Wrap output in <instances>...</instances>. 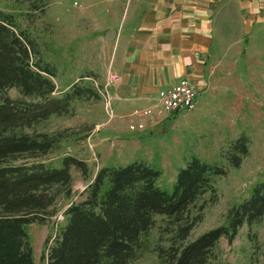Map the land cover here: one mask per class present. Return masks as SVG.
<instances>
[{
  "label": "rangeland",
  "instance_id": "374dc122",
  "mask_svg": "<svg viewBox=\"0 0 264 264\" xmlns=\"http://www.w3.org/2000/svg\"><path fill=\"white\" fill-rule=\"evenodd\" d=\"M136 2L0 0V11L13 16L36 41L44 62L55 68L52 96L61 98L76 86L87 88L67 113L52 115L27 129L46 133L55 142L47 154L34 158L59 166L65 156H73L88 166L86 174L71 168L72 197L58 201L56 215L46 223L28 225L35 264L46 263L47 249L64 223V209L70 201L84 197V190L101 167L143 161L161 171L157 184L167 192L172 191L178 171L192 157L222 167L225 173L214 178L215 194L206 193L190 207L189 217L201 219L184 242L225 225L229 210L264 180V9L253 18L245 12L237 15L240 19L236 15L224 19L221 27L220 18L214 21L211 58L202 72V84H197L194 107L164 114L153 100L134 105L124 99L127 95L119 91L120 74L114 65L120 54L114 48L117 37L105 38L109 29L126 30L131 26L140 6L137 3L135 7ZM5 95L38 100L24 97L17 88L8 89ZM146 109L152 113H135ZM139 123L143 129L130 128ZM240 138L246 139L248 153L240 166L234 167L233 156L239 154L231 153ZM30 160L23 155L12 163ZM166 222L164 216L156 217L155 226L140 240L136 264H164L158 248L168 249L173 244L172 233L160 231ZM209 261L264 264V216L252 225L244 223L231 242L221 237Z\"/></svg>",
  "mask_w": 264,
  "mask_h": 264
},
{
  "label": "trees",
  "instance_id": "16d2710c",
  "mask_svg": "<svg viewBox=\"0 0 264 264\" xmlns=\"http://www.w3.org/2000/svg\"><path fill=\"white\" fill-rule=\"evenodd\" d=\"M53 76L55 68L44 62L36 41L12 15L0 11V264H35L28 225L46 223L58 212L61 198L71 199L72 167L84 174L88 169L73 156H65L59 166L34 158L47 154L55 142L46 133L27 129L67 113L86 94L87 88L76 86L61 98L53 97ZM10 88L38 100L11 99L5 95ZM233 152L239 155L231 165L238 167L248 153L245 138ZM23 155L32 160L12 163ZM160 173L143 161L101 167L84 197L64 209V223L47 249L45 264H136L140 240L157 216L166 218L160 231L172 233L173 241L168 249L158 248L160 261L210 264L221 237L231 242L244 223L252 225L264 216L262 180L229 210L225 225L184 242L201 219L189 217L190 207L206 193L215 194L214 178L225 170L192 157L178 171L171 192L158 186Z\"/></svg>",
  "mask_w": 264,
  "mask_h": 264
},
{
  "label": "crops",
  "instance_id": "0c3cea01",
  "mask_svg": "<svg viewBox=\"0 0 264 264\" xmlns=\"http://www.w3.org/2000/svg\"><path fill=\"white\" fill-rule=\"evenodd\" d=\"M137 3L140 6L131 26L113 29L114 48L120 52L114 59L120 74L119 91L134 105L156 102L160 89L181 78L202 84L214 45V21L220 18L221 27L224 19L245 12L253 18L264 9L259 0H137L135 7ZM126 19L125 15L122 23Z\"/></svg>",
  "mask_w": 264,
  "mask_h": 264
},
{
  "label": "built area",
  "instance_id": "2783aa9c",
  "mask_svg": "<svg viewBox=\"0 0 264 264\" xmlns=\"http://www.w3.org/2000/svg\"><path fill=\"white\" fill-rule=\"evenodd\" d=\"M198 94L197 82L189 78H181L176 83L162 88L157 92L155 106L158 107L161 113H173L175 111L191 110L196 101ZM137 114L149 115L151 109H146L143 112L135 111ZM132 130L143 129V124L131 125Z\"/></svg>",
  "mask_w": 264,
  "mask_h": 264
},
{
  "label": "water",
  "instance_id": "95a60500",
  "mask_svg": "<svg viewBox=\"0 0 264 264\" xmlns=\"http://www.w3.org/2000/svg\"><path fill=\"white\" fill-rule=\"evenodd\" d=\"M114 35H115V31L113 29H109L106 31L105 38L110 39Z\"/></svg>",
  "mask_w": 264,
  "mask_h": 264
}]
</instances>
